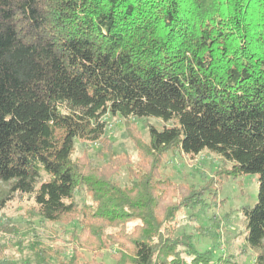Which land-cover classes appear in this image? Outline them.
<instances>
[{
    "label": "trees",
    "instance_id": "obj_1",
    "mask_svg": "<svg viewBox=\"0 0 264 264\" xmlns=\"http://www.w3.org/2000/svg\"><path fill=\"white\" fill-rule=\"evenodd\" d=\"M108 115L163 126L147 141L130 131L134 161ZM76 141L102 143L107 162L78 157ZM175 149L221 163L203 186L177 184L162 172ZM246 174V245L264 264V0H0V183L44 221L78 220L71 252L39 264H104L82 251L112 247L116 264H213L178 216Z\"/></svg>",
    "mask_w": 264,
    "mask_h": 264
},
{
    "label": "rangeland",
    "instance_id": "obj_2",
    "mask_svg": "<svg viewBox=\"0 0 264 264\" xmlns=\"http://www.w3.org/2000/svg\"><path fill=\"white\" fill-rule=\"evenodd\" d=\"M105 120L116 152H127L134 161L137 150L129 136L130 131L139 132V138L147 141V126H163V122L154 117L131 118L125 122L120 116L108 115ZM76 147L78 157L88 154L96 164H104L108 160H103L100 155L104 148L102 143L83 145L76 141ZM220 163V158L208 151L192 158L184 155L181 149H175L167 153L162 172L177 184L203 186ZM119 181H127L125 172ZM219 186L217 199L207 194L205 204L181 210L178 235L190 238L192 245L200 252L211 251L213 264H253L256 253L246 245V219L241 209L256 203L258 176L246 174L237 178H224ZM77 199L80 205L89 201L83 193ZM69 218L72 219V216ZM77 225L78 220H70L69 223L44 221L31 198L11 195L0 183V264L11 261L39 264L48 259L50 253H57L54 259L58 257L62 261L71 252L72 243L69 239ZM180 249L185 251L183 245H180ZM115 250V247L107 248L101 256L82 251L83 260L96 259L104 264H116Z\"/></svg>",
    "mask_w": 264,
    "mask_h": 264
}]
</instances>
